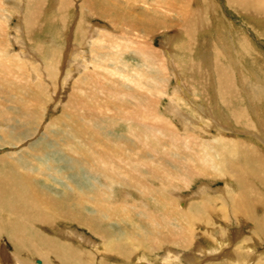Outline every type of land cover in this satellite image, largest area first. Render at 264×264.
Returning <instances> with one entry per match:
<instances>
[{
    "label": "bare ground",
    "instance_id": "obj_1",
    "mask_svg": "<svg viewBox=\"0 0 264 264\" xmlns=\"http://www.w3.org/2000/svg\"><path fill=\"white\" fill-rule=\"evenodd\" d=\"M225 1L227 8L255 21L258 26L260 25L257 28L263 29L264 0ZM198 2H203L204 5L213 4L212 0H173L172 2L167 0L169 4L166 5L163 2L164 9L169 7L165 10L166 17H171L170 13L175 12L178 16L174 18L173 22L179 24L178 27L170 26L161 30L165 32L166 36L161 43L162 49L166 51L167 47L170 54L165 58L175 65V72L180 68L186 75L188 74L184 77L186 83L191 84V89L196 91L195 88L202 85V80L205 83L203 82L200 90L206 88V83L216 85L215 88L219 92H217L219 94L217 100L222 98L221 101H218V105L221 104L229 109L230 116L227 117H230L231 122L233 121L232 126L236 125L238 129L234 128V131L240 135L242 133L258 138V133L264 130V126L263 128H261L262 125L250 126L248 123L250 116H246V113L249 112L246 111L250 109L249 111L255 112L257 117L264 118V83L256 82V80H264V69L260 66L261 69L252 68L253 78L256 80L241 78L242 87L240 89L236 87L237 75L239 76L243 72L232 53L233 45L230 46L228 43L232 32L229 35L225 31L219 34L225 43L227 41V47H225L227 50L223 51L224 56L227 55L229 58L227 61L224 56L216 57V51H212L210 56V52H207L210 48L207 47L200 54L202 58L181 57V53L187 56L190 46L197 41L200 30L207 32V29L217 21L214 12L210 11L208 7L199 6ZM51 3L54 7L59 4V8H57L59 13L60 9L63 11L65 8L75 6L80 11L79 24L77 23L78 28L76 27L77 32L75 33L77 36L79 35L77 41L81 43V46L70 43L67 46L64 45L65 64L62 67L70 65L73 59H71L70 53L77 51L84 61L89 62L92 50L88 48V44L90 46L98 40L102 46L105 40L104 37H101L102 35L108 36L114 31H120L119 24L122 21L129 22V18L119 9L105 5L102 0H51ZM49 5L50 0H0V63L8 57L5 53V37L8 32L12 44L18 41L23 48V61L31 64L26 56H31V49L35 48L34 46L37 51L34 53L36 55H32L33 58H36L40 53L38 45L35 44L38 43L36 39L37 36L39 37L41 27L46 24L45 20L48 22V19L52 18L51 15L47 18L45 12ZM104 14H114L113 18L111 17L113 20L110 18L104 23L96 21V18H105ZM56 18L54 16V19ZM60 19L59 21L63 20V24L66 25L64 28L68 29L70 20L65 15ZM232 31L238 36L237 40L240 42L237 44L239 49L236 48L238 49L236 57L244 56L246 58L248 51L242 44L243 38H246L245 32L242 31L241 35L239 31L234 32L233 28ZM258 36L262 37L259 34ZM252 42L255 43L254 39ZM54 44L52 41L50 46L53 45L57 48L58 46ZM42 50L44 49L42 48L40 51ZM155 52L158 54V51L155 50ZM148 53L143 51L144 56H148L146 59H150ZM57 55L56 51L50 50L51 60L47 57L50 62H46V58L42 61L45 64L44 70L50 75L60 65V55ZM156 56L159 59V55L150 59L153 60V64L157 63ZM33 58L31 57L32 60H34ZM255 59V62L260 64L259 57ZM76 63L78 65L80 62ZM164 65L167 68L168 64ZM78 66L86 67L85 69L88 70L86 85L92 83L94 77L89 71L90 64ZM114 72L117 73V71ZM107 74L97 70L99 80L108 77ZM180 74L184 75L182 72ZM248 74L250 75V72ZM174 76L176 78V75ZM184 77L182 79H185ZM159 79H156V83L160 81ZM182 79L180 78L181 81ZM77 80L80 83L79 88L82 90L81 79ZM28 82L31 85L30 80ZM181 85L178 83L176 93L179 90L187 92V89L190 88V85H188L189 88H184L187 85ZM27 88L32 98L34 96L39 98L42 93L46 94V90L43 92L42 87L36 89L33 86H28ZM118 91L120 92V90ZM171 94L169 93L170 97H172ZM1 96H5L7 100H0L3 105L2 108L0 107V116H2L0 119L2 122L0 149L9 145L17 146L21 144V141L35 136L34 122L37 121L41 109L36 106L42 104L41 101L34 104L35 99L30 100L31 98L19 100L16 93L12 92L8 85L2 83H0ZM143 98H145L144 95ZM209 98L211 99V97ZM243 102L249 103V105L243 108L241 105L244 104ZM113 103V101L103 102L91 107V104L86 102L85 108H87L88 115L96 106L98 114L96 117L99 119L97 123L100 130L94 134L95 136L90 131L91 118L89 116L83 123L66 124L72 126L70 133L66 134L68 137L65 136L67 142L69 140V143H72L74 135L78 137L75 138V147L69 146L70 149H66V147L58 146L56 140L60 137L55 138V130H50V126H44V131L35 141L27 146L24 145L25 147L20 152L12 151V153L0 157L2 161L0 163V239L6 237L13 246L11 253L4 246H0V264L32 263L27 259H22L21 256L28 259L39 256L42 260L36 259L37 264H264V153L258 147L248 143L243 137L223 135L224 131L222 130L230 129L224 125L222 121L224 117L216 118L215 115L205 114L204 111H207L199 105L198 108L200 107L203 115L209 119V123L206 121V123L204 122L206 125L203 126L202 120H195L196 124L202 125V129L197 131L198 133H192V130V132H183L184 134L178 135L179 131L176 127L178 128L179 125L174 127L171 124V119L169 120V117L167 118L165 114L161 113L158 115L160 125L158 122L155 124L152 121L153 126L154 124L158 125L157 128H152V123L150 125L149 121L144 120L148 113L140 114L138 120L145 129L150 127L149 130L152 128L155 132L164 129L166 124L168 129L171 128L170 135H168L171 136L172 133L170 139L168 138L171 149L164 151V148V152L161 149H154L146 144L149 142L144 143L143 138L139 139L143 135L145 136V133L133 131L132 133H136L134 137L132 136L133 139L136 138V141L144 146L139 148L132 144V153L125 155L119 144L115 145L116 142H119V138L113 133H109L113 126L111 120L116 116L114 118L111 116L110 120L107 110L112 107ZM148 103L136 102L138 108L135 109L138 110L142 107L143 111ZM194 104L196 103L194 102ZM172 105L174 107V104ZM130 109L133 110V108ZM19 110L25 114L23 121ZM222 111L226 113L224 110ZM26 113L32 115L27 117L28 120ZM130 113L132 112L130 111ZM153 113L150 114L151 117H154ZM224 113L221 112L220 116H223ZM224 116L226 115L224 114ZM32 117L34 119H29ZM186 119L188 118L185 117L184 121L181 119L185 128L190 124ZM154 120L156 121V118ZM134 122L136 121L134 120ZM60 127L63 126H58L55 129L59 130ZM207 128L209 132L211 128L215 129L218 136L214 135L209 138L206 136L204 139L202 132L203 130L208 131ZM183 131L185 130L183 129ZM157 132L162 133V131ZM129 134L131 135L130 132ZM61 135H65L64 131ZM154 135H157L156 132ZM237 135L239 136V134ZM150 138L151 136L148 137V139ZM124 139L127 141L126 138ZM60 140L63 141V138L61 137ZM130 141L132 140L130 139ZM130 141L127 143L131 144ZM152 141L155 142L156 139L155 141L151 140V144ZM159 141H161L160 138ZM185 143H188V146ZM154 147L156 148V146ZM195 176L222 179L227 194L224 195L220 186L214 188L218 190L215 195L200 196L195 194L193 198H186L189 194L183 193L182 190L190 187ZM151 177L159 181V186L151 181ZM202 185L201 191L213 190L204 182V179ZM213 191L211 192L213 193ZM246 226H248L249 234L243 231L247 228ZM234 238V245L228 246Z\"/></svg>",
    "mask_w": 264,
    "mask_h": 264
},
{
    "label": "rangeland",
    "instance_id": "obj_2",
    "mask_svg": "<svg viewBox=\"0 0 264 264\" xmlns=\"http://www.w3.org/2000/svg\"><path fill=\"white\" fill-rule=\"evenodd\" d=\"M102 1L105 3V5H108L109 7H112V8L114 7L116 9H119L121 11V13L125 14L127 16V18H129V22L122 21L119 24V27L121 29V30L119 29L120 31H114L108 36L102 35L101 37H104V39H105L104 42L102 43V46L100 45V41L98 42V40L94 41L95 44H94V42L92 44L90 43L91 44L90 46L88 44V48L90 50H92V56H91V60L89 62L84 61L83 60L84 58L79 56L78 51L70 53L71 59L72 58L74 59V60L73 59L71 60V62H73V63L70 62V65L72 66L71 68L68 67L70 65H67L66 67H62L63 64H65V62H64L65 55L63 54V50L65 47L64 45L67 46L68 43H70L71 45L72 44H79L81 46V43H79V41H77L79 39V35L77 36V34L75 33V32H77L76 27L78 28L77 23L79 24V18H80V11L77 10V6L72 7V8H67V9L65 8V9H63V11H62V9H60V13H59V12H57L59 10V9L57 10V8H59V4H58V6L54 7V5L51 3V0H50V5L45 10V12L47 14L46 13L45 14L47 15V18L51 17V16H52V18H49L48 22L45 20L46 24H43V27H41V29H40L41 32L39 34V37L37 36L36 41H38V43L41 45H39L38 43L35 44V45H38L37 47L39 48L40 53L37 54L38 57L36 56V58H33L32 55H36L34 53L37 51L36 46H34L35 48L31 49V51H32L31 56L30 57L26 56L30 60L31 64L23 61V59H22V57H23L22 51H24L23 48L19 45L18 41H15L12 44V42L9 38L8 32H6L5 53H6V55H8V57L5 58L4 60H2V62L0 63V83L8 85L10 87L11 91L16 93V97L20 98L19 100H22L23 98L24 99L26 98L25 100H29V98H31L30 100L35 99L33 101L34 104L36 102L39 103V101H41L42 104L40 103V105L36 106L37 108L39 106L41 109H40V112L38 114L37 121L34 122L35 123V130H36L35 136L34 137L32 136L29 139L25 140L26 142L21 141L20 142L21 144L17 145L18 147L9 145L8 147L6 146L5 148H1L0 149V157L5 155V154L12 153V151L14 153L20 152L29 143H32L33 141H35V139L44 131V129H45L44 126H46V127L50 126V130H52V129L55 130V131L53 130L54 133L56 132L55 138H57V136L60 137L59 139L57 138V140H56V142L58 141V143H57L58 146L60 145L61 147H64V148L66 147V149H70V147H75L76 144L74 145V143L78 137L76 135H74V139H73L72 136H70L71 139H73V141H72V143H69L70 142L69 140L67 142V140H66L67 138H65V136H66V134L70 133V130H72V126H69L66 124H70V125L75 124L76 125V122L83 123V122H85V120L89 116V118H91L90 131L94 135V134H96V132L98 130H100L99 125L97 123L99 119L96 117L98 114H97V110L95 109L96 108V106H95V108L90 113V115H88L89 113H87V110H86L87 108H85L86 102L90 103L91 107H92L96 104H101L103 102L107 103V102H112V101L114 102L113 103L114 105L112 104V107L110 108L111 110L108 109L107 113L110 115V120H111V116H112V118H114L115 116L116 117L113 120H111V123L113 124V126L109 130V133H113L114 136L119 138V142H116L115 145L117 146L119 144V147L121 148L122 152L125 155L132 153V151H133L131 149L132 144H134L135 146L136 145L139 146V148L144 146L142 143L140 144L138 141H136V138H135V140L133 139V137L136 135L137 132H141V133L143 132L146 134L145 136L143 135L144 137L142 136L141 138H139V139L143 138L142 140L144 141V143H146V142L150 143L151 140L155 141V139H156L155 142L152 141V144L146 143V144L150 145V147H153L154 149H158V150L161 149L162 151L164 150V148H165L164 151H167V149H171L169 147V141H170L169 139L172 136V133H171V136H168V135H170L169 132H171V131H169V130H171V128L168 129V127H166V125H167L166 124V125H164L166 127V129H165V127L162 125V128L164 127L165 130L164 129L157 130V131H162V133L161 132L158 133L157 131H155L157 135H154L155 132L152 129L154 127L157 128L158 125H160V118L158 117V115L160 113L165 114V116L167 118L169 117L168 119L169 120L171 119L170 120L172 122L171 124L174 127H176L178 125L181 127V128L179 126H178V128L176 127V129L179 131L178 135H182V134L187 133V132H192V130H193L192 133H198L197 131L202 129V125L196 124L195 120L196 121H199L198 119H200V121L202 120L203 126L206 125V124H204V122L206 123V121H207L209 123V119H207V117L203 115V113L200 110V107L203 109L205 108V110L207 111V112L204 111L205 114L207 113L208 115H211V116L215 115L216 118L218 116H219V118L224 117L223 120L222 119H219V120H222L224 125L227 128H230L231 130L230 129L222 130V131H224V132H222L223 135H230V136H234V137L237 136V137H241V138L243 137L246 141H248V143L258 147V149L264 153V145H263L264 141H262V140H264V130L262 132L258 133L259 139L254 137V136L247 135V134L241 133V135H240V133H237L236 131H234V128L237 129V126L236 125L232 126L234 124L233 121L231 122L229 120L230 117H227V116H230L229 115V113H230L229 109L221 106V104L218 105V101H221L222 98H221V100H217V98L219 97V94H218L219 92L215 88L216 85L214 86V84H212V83H206L207 84L206 88H203L202 90H200L202 88L201 86L205 83L204 80H202L204 83L201 82L202 85L198 86L199 88H195L197 91L196 92L194 89H191L192 88L191 84H188L185 81L186 80L185 77L188 74L186 75L185 72L180 70L179 67H178L179 69H177L178 71L175 72L174 71L175 65L172 63V61H169L168 59H166L167 57H169L170 54H169V50L167 51V47H166V51H164L162 49L161 43L166 36L164 35L165 32L161 31V30L169 28L170 26L171 27H173V26L178 27L179 26L178 23L173 22V21H175L174 18H176L178 16V14H176L175 12L174 13L171 12L170 13L171 17H169L170 19L166 17V14H165L166 11L165 10L168 9L169 7L167 6V8L165 7V9H164L163 6H164V3H165V5L169 4V3H167V0H161V1L160 0H102ZM170 1L172 2L173 0H170ZM159 2H161V3L159 4ZM157 3H158V5L156 6ZM212 3L213 4L204 5L203 2H198L197 4L203 8L208 7L210 11L212 10L214 12V17L216 18L217 21L214 20L215 24H213L209 29H207V32L200 30V35L198 36L197 41L194 42V45L190 46L189 53H187V56H186V54L181 53V57H183V58H189V57L200 58L201 52L206 47L211 49V50L206 49L207 52L208 51L210 52V56L213 53L212 51H216L219 55L216 53L215 56L216 57L217 56L222 57V56H224L223 51L227 50L225 48V47H227V41L225 43L219 37V34H222L225 31L229 35V33L232 32L229 36L230 41L228 43L230 46L233 45V48H231L233 50L232 53L235 56L234 57L235 60L237 59L236 62L241 67L242 72H243L239 76L237 75L236 87L238 89H240V87H242L241 83H240L241 78H247V80L250 79V80H254V81L256 80L253 78V72L251 71L252 68L261 69L260 67H262L264 69V27H263V29L257 28V27H260V25L258 26V23H256L255 21H253L249 18H246L244 16H241V15L235 13L234 11L231 10V8H227V5H226L227 2L225 0H212ZM54 4H55V2H54ZM215 8H216V11H215ZM71 9H73V10H71ZM213 12H211V13L213 14ZM63 15H65L66 18L68 20H70L69 21L70 23L68 25L69 26L68 29L64 28V27H66V25L63 24V20H62V22L59 21V20H61L60 18ZM54 16L59 18V19H57V18L54 19ZM104 16L106 19L104 17L96 18V21L104 23L107 19H110L111 17L113 18L114 14H112V15L104 14ZM164 17H166L167 19ZM211 17L213 19L212 15H211ZM112 18L110 20H113ZM114 22H116V20H114ZM13 23H12V25H13ZM51 26H53V27H51ZM111 26H112V28H114L113 25H111ZM225 26H226L227 30H225L226 29ZM214 28H216V29L214 30ZM232 28H233L234 32L239 31V33L241 35L243 32H245L246 38H243L242 41H244V42L242 44L245 46L246 50L248 51L246 53L247 54L246 58H244V56H242V58L236 57L237 56L236 53L238 52V49H239L237 44L240 42H239V40H237L238 36H236V34H233ZM174 29H177V28H174ZM62 30H64V31H62ZM66 30H68V31H66ZM171 33H174V32H171ZM205 33L207 34V36ZM257 33L262 37H259ZM249 35H250V37H249ZM252 38L254 39L255 43L252 42V40H253ZM205 40H207V41H205ZM52 41L58 46L57 48L53 45L50 46V43ZM174 44H175V42H174ZM42 48L44 50L40 51ZM236 48H238V49H236ZM49 49L51 51H56L58 53V55H60L59 56L60 57V61H59L60 65H58V69H54L55 71H53L54 73L51 75L44 70L45 64L42 62L45 58H46L45 59L46 62H50L51 58L49 56V51H50ZM159 49H161L162 51L161 50L159 51ZM58 50H59V52H58ZM155 50L158 51V54L155 52ZM143 51L145 53L149 52L148 54L150 55V59H153V57L155 55H159V59H158V56H156L157 57V63L153 64L154 63L153 60L146 59V57H148V56L145 57L143 54ZM162 52H164V53H162ZM204 52H206V51H204ZM220 52H221V54H220ZM51 55L53 56L54 54H51ZM31 57L34 60H32ZM47 57H49L50 60H49V58L47 59ZM224 57H226L225 61H227V59L229 60L227 55H225ZM256 57H259V61H261L260 64L255 62ZM76 62H80V63H78V65L90 64L91 68L89 69V71H90V73H92V75L94 77V81H92V83H90L89 85H86V82H87L86 73L88 70L85 69L86 67H83V68L79 67ZM160 63H161V65H160ZM249 63H252V64H249ZM164 64H166V65L168 64L167 68ZM254 66H256V67H254ZM108 69H110V70L108 72H106V70H108ZM82 70H84L83 73H82ZM97 70L98 71H104L105 73H108L107 74L108 77L102 78L99 80L98 76H97ZM76 71H77V74H76ZM114 71H117V73H115ZM180 71L184 75H181ZM178 72H180L179 73L180 75L178 74ZM248 72H250V75L248 74ZM81 73H82V75H80ZM70 74H71V76H69ZM174 75H176V78ZM156 77H159L160 79L156 78ZM183 77L185 79H182ZM79 78L81 79V82H82V85H81V87L83 86L82 90H81V88H79L80 83L77 80ZM180 78L182 79V81L180 80ZM47 79L48 80L50 79V80L48 81ZM156 79L157 80L159 79L160 81H158L156 83ZM177 79H179V80H177ZM28 80H30L31 85L29 84ZM177 82L179 83V85H181V83H182V85H187V86H184V88L188 87V85H190V88L188 87L189 89H187V90L188 91L192 90L191 91L192 94H190L191 93L190 91L186 92V90H185V92L184 91L180 92V90H179L178 93H176L175 90H177V87H178ZM256 82L264 83V80H262V81L256 80ZM173 84H174V86H173ZM28 86H33L36 89L42 87L44 89L43 92L46 90L45 91L46 94H44L46 98L44 97L43 93L39 95V98L35 97V96H34V98H32V96H30V94H29V89L27 88ZM44 86H45V88H44ZM212 88H214V89L212 90ZM148 89H149V91H148ZM161 89H162V91H161ZM118 90H120V92ZM151 91H152V93H151ZM162 92H164V93H162ZM193 92H194V95H193ZM214 92H215V94H214ZM153 93H155V94H153ZM169 93H172L171 94L172 97H170ZM128 95L130 96V98ZM143 95L145 98H143ZM123 96L124 97L126 96V97L124 98ZM185 96H186V99H185ZM207 96H208V99H207ZM190 97H192L193 99ZM204 97H205V99H204ZM209 97H211V99ZM2 99L7 100V98L5 96L4 97L1 96L0 100H2ZM138 99H140V100H138ZM146 100H148V101H146ZM176 100H177V102H176ZM184 100H185V102H184ZM193 100H195V101H193ZM14 101H15V99H14ZM204 101H206V102H204ZM136 102H139V103L149 102V103L147 105H145V110L143 109V111H142L141 106H139V107H141L140 109L136 110L138 108V107H136ZM194 102L196 104H194ZM172 104H174L175 109H174ZM193 104H194V106H193ZM208 104H210V105H208ZM149 105H154V106L151 107ZM199 105H200V107L198 108ZM241 105L243 106V108L244 107L246 108L247 105H249V103L245 102L244 104H241ZM0 107L1 108L3 107V105L1 103H0ZM149 107H151V108H149ZM130 108H133L134 112ZM222 110H224L226 113H224ZM247 110L248 111H246V112L250 113V115H249V113H246V116H250V119L248 122V123H250V126L256 127V126L262 125L261 128H263L264 118L261 116L257 117L255 112L253 113V112L249 111L250 109H247ZM130 111L132 113H130ZM140 111L142 113H139ZM151 111H153L154 113ZM212 111H213V113H212ZM19 112H20V110H19ZM174 112L177 113V115H175ZM221 112L224 113L226 116H224V114H223V116H220ZM263 112H264V110H263ZM146 113H148V114H146ZM151 113H153L152 115L154 117H151V115H150ZM218 113H219V115H218ZM100 114L103 116V114L101 112H100ZM140 114H146L147 115V116H145V117L143 116V117H144L145 121H147V122L149 121L150 125H151L152 121H153V123L155 122V124H158V123L159 124L158 125L154 124V126H153V123H152V125H151L152 128L150 130H149L150 127H148V128L146 127V129H145L144 126H142V124H140V122L138 120V119H140ZM216 114H217V116H216ZM191 115H193V116H191ZM20 116H21V119L23 121L25 114H22V111L20 112ZM30 116H32V115L31 114L29 115V113H26V119H27V117H30ZM171 116H172V118H171ZM195 116H197L196 119H195ZM1 117L2 116H0V119H1ZM133 117L134 118L137 117L136 118L137 120L134 119ZM178 117H180V118H178ZM185 117L188 118V119H186V121H188V123H190L187 126L185 125L186 128L182 124ZM202 117H203V119H202ZM155 118H156V121L154 120ZM29 119H34V117L29 118ZM181 119H183V121H181ZM134 120L136 122H134ZM177 120H179V121H177ZM174 121L176 122V124H173V123H175ZM156 122H158V123H156ZM57 124H60V125H57ZM129 124H131V125H129ZM0 126H2L1 121H0ZM58 126H63V127H60L59 130H56L55 128ZM61 128H62V130H61ZM64 128H66L67 130L66 129L64 130ZM183 129L185 131H183ZM241 129H243V128H241ZM151 130H153V131L151 132ZM207 130H208V128H207ZM210 130H211L210 132H209V130L208 131L203 130L202 133L204 136H202V137H204V139L209 138L210 136H214V135L218 136L217 135L218 133L214 131L215 129L212 130V128H211ZM253 130H256V129L253 128ZM63 131H64L65 135H61L63 133ZM133 131L136 133L135 134L132 133ZM129 132L131 133V135L129 134ZM148 132L152 133L154 136L152 134L149 135L150 133H148ZM160 133H161V135H160ZM164 133H166V134H164ZM228 133H231V134H228ZM237 134H239V136ZM147 135H148V137L151 136V138L148 139V137H146ZM244 135H245V137H244ZM61 137L63 138V141L60 140ZM66 137H68V136H66ZM124 138H126L127 141H130V139H131L132 140V141H130L131 144H128ZM159 138L161 139V141H159ZM121 139H123V140L120 141ZM145 139H146V141H145ZM107 141L108 140L106 139V142ZM259 141H261L262 143ZM56 142H54V143H56ZM253 142L256 144H254ZM61 143H62V145H61ZM120 143H121V145H120ZM126 143H127V145H126ZM185 144H186V146H188V143H185ZM152 145L156 146V148ZM57 161H58V157H57ZM1 162L2 161L0 160V163ZM152 177L150 178L151 181H153L155 185L159 186V184H158L159 181L157 179H153ZM203 179H204V182L207 183L210 187H212L214 191L212 189L206 190V192L204 190L203 191L200 190V189H202V186H203L202 185ZM222 181L223 180L220 178L214 179L212 177L211 178L210 177L202 178V177L195 176L190 187L183 189L182 192L189 194V195H187L186 198H189V197L193 198V197H195V194H198L200 196L207 194V196H210L213 194L215 195L218 192V190H216L214 188H218L221 186L223 189L222 191H224L223 193L225 195V194H227V191L224 190L225 189V183H224V181L223 182ZM211 191H213V193ZM246 227L247 228L243 229V231H246V234H247L249 232V230H248V226H246ZM92 238L96 239L95 237H92ZM1 239L4 241H2ZM1 239H0V246H4L8 250V252L11 253L13 251L12 244L8 241V239L6 237H2ZM234 242H235V238L233 239L232 242H230V244L228 246L234 245L233 244ZM21 258L27 259L29 262H32V263H28V264H37L36 259L42 260V258H40L39 256L38 257L34 256V258H30V259L25 258L24 256H21Z\"/></svg>",
    "mask_w": 264,
    "mask_h": 264
}]
</instances>
